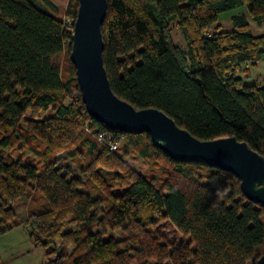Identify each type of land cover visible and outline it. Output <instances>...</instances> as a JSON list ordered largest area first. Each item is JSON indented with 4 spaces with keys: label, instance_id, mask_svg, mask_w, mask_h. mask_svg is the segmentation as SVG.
Returning a JSON list of instances; mask_svg holds the SVG:
<instances>
[{
    "label": "trees",
    "instance_id": "obj_1",
    "mask_svg": "<svg viewBox=\"0 0 264 264\" xmlns=\"http://www.w3.org/2000/svg\"><path fill=\"white\" fill-rule=\"evenodd\" d=\"M37 1L0 0V235L24 224L44 252L42 264H257L264 251V208L244 197L232 174L174 161L153 147L148 134L113 132L90 118L74 67L63 82L55 61L70 44V25L58 17V4L66 3L72 26L78 0ZM242 5L253 22L264 24V0H108L102 57L112 92L135 109L162 111L199 140L235 137L264 157V80L243 85L239 76L248 70L241 64L252 68L261 59L264 35L253 36L244 15L231 18L232 31L217 24L219 14ZM172 22L186 49L173 41ZM73 90L76 98L65 105ZM49 109L52 117L27 120L28 128L53 142L54 150L78 141L69 156L91 161L81 169L89 179L99 174L90 172L95 166L124 168L114 153L127 145L141 157L162 156L181 177L192 178L193 167L206 168L205 181L186 191L171 179L157 184L126 171L125 187L111 191L97 175L92 181L104 204L47 156L49 146L41 165L10 153L21 117ZM78 115L87 117L91 138L76 133L83 125ZM101 131L114 133V151L96 140ZM31 192L45 203L18 223L17 203ZM162 223L171 237L161 234ZM116 230L121 236L113 235Z\"/></svg>",
    "mask_w": 264,
    "mask_h": 264
},
{
    "label": "water",
    "instance_id": "obj_2",
    "mask_svg": "<svg viewBox=\"0 0 264 264\" xmlns=\"http://www.w3.org/2000/svg\"><path fill=\"white\" fill-rule=\"evenodd\" d=\"M107 5L108 0H78L70 35L69 60L87 115L110 130L148 134L153 147L174 161L201 163L232 174L244 197L264 208V157L247 143L235 137L199 140L162 111L135 109L112 92L102 57ZM257 264H264V251Z\"/></svg>",
    "mask_w": 264,
    "mask_h": 264
},
{
    "label": "rangeland",
    "instance_id": "obj_3",
    "mask_svg": "<svg viewBox=\"0 0 264 264\" xmlns=\"http://www.w3.org/2000/svg\"><path fill=\"white\" fill-rule=\"evenodd\" d=\"M38 3L37 0H33ZM58 17L61 18L62 22L67 25V23H71V18L66 14V3L58 4ZM226 14H221L220 19L221 22L224 24L223 30H226L228 27L226 26L224 20H225ZM171 36L173 41L178 44L181 48L186 49V44L183 40L182 35L180 34L178 28L175 25V22L171 23ZM254 34L257 32L255 27L253 28ZM69 51H70V44L68 42H65L64 49L60 56H58L55 61L59 66L60 74L62 76L63 82L65 81L66 77L71 73L72 70V64L69 60ZM264 75V61L260 62L258 64V67L255 70H250V76L254 79V81L249 80L247 76H243L242 82L243 85L248 84H254V85H261L263 76ZM247 77V78H246ZM261 77V79L257 78ZM77 93L76 90H73L71 93H69L68 98L63 100V103L67 105L69 101H72V99L76 98ZM72 98V99H71ZM54 111L52 109H49L47 111L39 112L36 116H33L31 112H27L24 116L20 119V127L15 131V136H13V147L11 148V152L13 158H17L19 155L22 157V160H31L35 163H39L40 160L43 161L42 155L44 153H48L46 150V147L49 146L50 153L47 155L49 158L52 156L55 161L60 165L67 166L73 175H76L82 179L84 182V189L87 191L92 192L93 196L100 195L104 198V204H107L105 201V197L103 193H100L98 189V183L95 180V177H100L104 181V186L107 187L108 190L115 191L117 189L125 187L126 182H123V176L125 175L126 171H132L135 174L144 176L146 178H155L157 184H160V181L163 179H171L175 181L177 184H179L183 189L186 191H189L195 186L196 180L205 181L204 175L208 172L206 168L203 167H193L191 168L193 171V177L192 178H185L177 175L174 171V167L172 164H170L166 159H164L160 155L154 154L153 156L149 158L141 157L137 150L133 147L123 145L121 149L116 151L114 153L117 160H114L115 163H119L124 165L125 167L122 168L119 165L110 164L104 167L101 166H95L90 172L93 171L97 172L99 174H93V176L90 177V179L87 176L83 175L81 173L82 168H87L90 164V160L84 157L80 158V155L77 156V158H72L69 156V151L74 150L75 148L79 147V142L76 141L71 147L65 149V150H54V143L48 144L47 141H45L42 136H37V134L34 133L33 130L28 128L27 120H32L33 122L44 120L47 118H50L53 116ZM79 121L83 119V125L81 127H75L76 133H79L82 131L84 137L91 138L92 135L90 134V130L88 127V119L86 116H80L78 115ZM10 129L5 130L6 133H10ZM17 133L20 135V137L17 136ZM26 138L25 140H22V138ZM24 143V145H23ZM79 152H83L84 148L80 147L78 149ZM33 154H36L37 157H35ZM41 165V163H39ZM126 168V170H124ZM45 203L44 199L41 197L40 194L31 192L30 197L28 200L23 201L19 200L17 203V207L19 209L18 219L23 218L25 216L27 210H37ZM161 234L162 235H170L171 228L166 225V223L161 224ZM113 235L115 236H121L120 231H114ZM39 253H43V250L39 249Z\"/></svg>",
    "mask_w": 264,
    "mask_h": 264
},
{
    "label": "crops",
    "instance_id": "obj_4",
    "mask_svg": "<svg viewBox=\"0 0 264 264\" xmlns=\"http://www.w3.org/2000/svg\"><path fill=\"white\" fill-rule=\"evenodd\" d=\"M221 14L225 15V24L228 27L226 30L224 28L223 22H221L220 16ZM218 15V22L217 24L220 25L221 31H232L234 30V27L231 23V18L236 15H244L251 31V34L253 36H260L264 35V24H257L253 22L247 13V10L245 8V5H242L239 8L229 10L227 12H223ZM255 27L256 33L254 34L253 28ZM214 26L209 30V33H213ZM264 61V53L261 56V59L256 63V65L252 68L248 67V64L244 63L241 64L240 67L242 69L248 68V70L245 73L239 74L241 79L243 76H247L249 80L254 81L252 76H250V70H255L258 67V64L260 62ZM246 77V78H247ZM264 80V75L261 76ZM261 77H257L261 79ZM262 80V81H263ZM241 84H243L241 80ZM19 209V208H18ZM19 214L17 210V222L20 223L23 221V218H19ZM39 249L33 245L32 240L29 237L28 229L24 224H18L17 226L13 227L11 230L7 231L6 233L0 235V264H42L45 260L44 258V252L39 253ZM42 250V249H41Z\"/></svg>",
    "mask_w": 264,
    "mask_h": 264
},
{
    "label": "built area",
    "instance_id": "obj_5",
    "mask_svg": "<svg viewBox=\"0 0 264 264\" xmlns=\"http://www.w3.org/2000/svg\"><path fill=\"white\" fill-rule=\"evenodd\" d=\"M67 25H70V28H68L67 32L69 35H72L73 33V24L71 26L70 22L67 23ZM113 132H116L113 130ZM96 140L105 148H107L110 151H114L119 143L118 140H116L114 133L112 131H101L95 134Z\"/></svg>",
    "mask_w": 264,
    "mask_h": 264
}]
</instances>
